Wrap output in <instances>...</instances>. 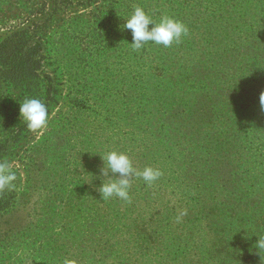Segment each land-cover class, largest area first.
<instances>
[{"label":"rangeland","instance_id":"1","mask_svg":"<svg viewBox=\"0 0 264 264\" xmlns=\"http://www.w3.org/2000/svg\"><path fill=\"white\" fill-rule=\"evenodd\" d=\"M233 3L240 24L231 27L243 30L252 20L261 34L240 54L225 53L228 41L216 32L200 40L207 0H0V43L17 33L21 43L44 44L35 79H13L0 63V163L17 176L13 188L0 191V264H264L255 254L237 259L236 243H223L207 224L208 215L215 219L214 198L237 193L234 182L210 187L218 173L226 171L229 181L264 175V0ZM136 6L157 20L166 14L183 21L188 35L171 47L149 42L134 50L122 25ZM239 31L238 38L248 36ZM191 37L200 43L191 45ZM250 49L258 56L245 62ZM28 98L48 107L45 127L21 121L19 103ZM153 120L193 133L167 150ZM225 137L233 140L231 156L217 165ZM189 145L203 151L200 195L182 182L180 150ZM112 150L162 175L151 185L134 178L130 201H103L100 155ZM231 201L251 221L249 204Z\"/></svg>","mask_w":264,"mask_h":264},{"label":"trees","instance_id":"2","mask_svg":"<svg viewBox=\"0 0 264 264\" xmlns=\"http://www.w3.org/2000/svg\"><path fill=\"white\" fill-rule=\"evenodd\" d=\"M207 4L208 6L205 13H209V15H212L211 17L209 15H206L202 19L203 21L200 23L201 28L199 29H201V33L203 34L200 37V40H204V42H207V39L210 38L211 35H213V32H216L218 33V36L220 37L222 43L228 41L226 45L221 46V48L224 49L225 53L230 52L231 54H240L244 50L243 47H250L252 45L251 42L255 43L256 39H258V42L260 41V29L253 25L259 23L252 20H250V23H253L252 25L244 28L242 27L243 30L248 33V36H240V38H238L239 36H236V32H238L241 27L237 29L236 27H231V22H233L234 24H240V22H236L234 20V13L230 10L236 5V3H233V0H207ZM215 11L217 12L215 13ZM262 26L264 27V23H262ZM243 30H240L239 32L241 33ZM249 36L253 37V39L249 40ZM26 40H28V42L21 43L20 39L17 38V33H13L10 36L6 37L0 43V63L6 66L8 70L7 72L13 75V79L19 80L23 79V76H25L26 79L32 80L38 76V71L41 64L39 54L41 53V49L44 48V44L38 41H30L31 38H28ZM241 40L248 41V43L244 44ZM186 41H189V38H187ZM190 41L191 45L200 43L195 38L192 39V37L190 38ZM255 51L252 52L250 49L245 52L243 54L244 61L246 62L251 59H255L258 56L254 55L256 53ZM51 87H53L52 84ZM175 108L177 110V107ZM171 113L172 112L167 110L166 114L170 119H172V116L170 115ZM195 113L196 110L192 111V116L195 115ZM238 117L239 120L243 119L242 116ZM160 118L163 119L162 121L165 120L163 117ZM188 121H186V124L191 125L192 123ZM159 124L160 123H155L153 120V128L155 129V132L158 133V128L162 127V131L164 133L160 137L166 140L164 143V148L167 150L175 149V145L177 144L176 141H179L181 139L186 140L187 136L190 137V134L193 133L192 129L188 130V132H183V128L179 127L176 121L167 120V122L162 123L161 126H159ZM196 124L201 125L202 123L197 122ZM199 127L200 126L197 125V127L193 128L197 130ZM180 131L182 133V138L179 137ZM228 139V137H225V139L222 141L217 140L219 143L221 142L219 152L214 159L217 165L219 163V160L221 159L220 156H223V158L225 159H228L231 156L230 143L233 142V140ZM258 139L263 140L260 145L264 144V138L259 137ZM198 147V145H189L187 151L185 150V148H183L182 150H180V153L183 154L182 159L184 160L185 166L182 182L185 183V185H187L188 187L193 188L194 190L198 189V193L200 195V192L202 190L201 182L204 181L198 175L202 170L197 160L200 159L203 151L201 152ZM195 153H197L198 155H196ZM220 153L222 155H220ZM171 158H175V156ZM229 161L234 162L233 159H229L227 162L228 164ZM219 170L220 169H216V171ZM227 182H234L238 184V186L235 187V191H237V193L233 197L232 191L226 192V190H224V201H222V199L221 201H219V197L214 198L213 196L211 198L215 199V205L211 209V211L215 210V213H212L210 215H214L215 219L211 218L208 215L207 224L208 226H215L217 230L215 233L221 235V238H223V243L234 241L236 243V247H238L237 251L235 252L236 258L241 259L243 263H246L247 261H249V259L253 258L254 254L258 256H264V249H261L259 253L258 249H256L255 247L256 241L258 240V237L256 235H262L261 237L264 238L263 233H259L264 229V175H255L247 181L241 178H238L237 181H229V177L226 176V171H223L217 174L216 180L214 181V183H211L210 187L213 186V184H216V187L221 190L224 187L227 188ZM204 187L206 186L204 185ZM188 190L191 191V189ZM235 198L240 202L245 201L246 206L247 204H249V206L246 207L244 213L248 215L249 219L251 218V221H244L240 217V213H236L234 211L236 207L232 205L233 202L231 201V199L234 200ZM227 206L230 207L227 208ZM225 211L227 212L225 213ZM228 229L233 230L237 233L233 234L236 238H232L231 236L230 239L229 235L231 232L227 233ZM252 237L254 238V240ZM243 244H246L247 250H244V248L242 249Z\"/></svg>","mask_w":264,"mask_h":264},{"label":"clouds","instance_id":"3","mask_svg":"<svg viewBox=\"0 0 264 264\" xmlns=\"http://www.w3.org/2000/svg\"><path fill=\"white\" fill-rule=\"evenodd\" d=\"M123 20L125 23L122 29L131 30L132 42L130 44L134 50L142 49L149 42L164 47H171L174 43L180 44L189 31L183 21L166 14L161 15L157 20L154 14H150L142 6H136ZM19 104L20 119L29 129L36 130L46 126L49 111L42 100L28 98ZM260 104L264 107V92L260 94ZM100 157L103 161L99 176L101 184L96 190L103 201L113 196L130 201V189L134 178H140L146 184L151 185L162 175L159 168L152 166H146L142 170L137 169L126 152L112 150ZM16 180V173L6 163H0V191L13 188ZM93 187L96 186L93 185ZM256 236L258 240L255 247L260 253V250L264 249V238Z\"/></svg>","mask_w":264,"mask_h":264}]
</instances>
